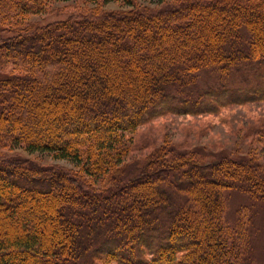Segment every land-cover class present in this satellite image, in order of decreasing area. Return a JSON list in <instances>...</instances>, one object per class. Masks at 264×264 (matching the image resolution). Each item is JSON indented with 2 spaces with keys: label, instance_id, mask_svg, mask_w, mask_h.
I'll list each match as a JSON object with an SVG mask.
<instances>
[{
  "label": "trees",
  "instance_id": "trees-1",
  "mask_svg": "<svg viewBox=\"0 0 264 264\" xmlns=\"http://www.w3.org/2000/svg\"><path fill=\"white\" fill-rule=\"evenodd\" d=\"M111 1L131 8L109 14ZM83 2L42 23L27 16L52 0H0V264H264L254 150L163 143L125 162L124 135L264 102V0ZM247 135L264 147V112Z\"/></svg>",
  "mask_w": 264,
  "mask_h": 264
},
{
  "label": "rangeland",
  "instance_id": "rangeland-1",
  "mask_svg": "<svg viewBox=\"0 0 264 264\" xmlns=\"http://www.w3.org/2000/svg\"><path fill=\"white\" fill-rule=\"evenodd\" d=\"M88 5L89 3H84L83 0H52L49 8L50 12L46 14H29L27 18L41 20L42 23H46L48 21H55L56 19L81 14L84 11L82 8ZM129 8L131 7L123 6L118 1H111L102 7L103 11L109 14L127 11ZM92 47L98 49L96 43ZM124 53L125 51H121L123 57ZM263 108L264 102H250L246 106L234 104L223 111L222 115L228 117V120L224 122L215 114L198 116L167 114L158 119L151 120L144 125L136 127L132 131H126L124 133L125 137L132 136L133 140V151L129 156L125 157V162H136L138 158L149 152L154 146L163 143H172L188 147H206L212 151L219 150L228 152V150H233L234 152H231V155L234 156L245 155L254 150L257 159L264 164V147L252 141L251 137L247 135L249 126L256 124L257 117L263 114ZM12 152L19 158L30 160L37 164V166L63 168L68 172V177L75 176L74 172H78L80 169L71 160L56 158L48 152L37 151L29 153L18 148H15ZM65 180L67 184H70L67 179ZM108 185L110 183L94 184V188L101 194ZM80 189L82 194L83 187ZM260 245H262L261 248H264V239L260 242Z\"/></svg>",
  "mask_w": 264,
  "mask_h": 264
}]
</instances>
